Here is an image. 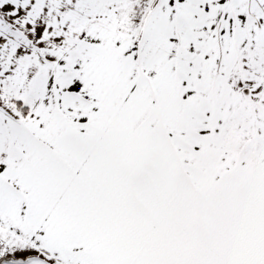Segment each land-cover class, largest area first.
Returning <instances> with one entry per match:
<instances>
[{"label":"snow or ice","instance_id":"snow-or-ice-1","mask_svg":"<svg viewBox=\"0 0 264 264\" xmlns=\"http://www.w3.org/2000/svg\"><path fill=\"white\" fill-rule=\"evenodd\" d=\"M0 264H264V0H0Z\"/></svg>","mask_w":264,"mask_h":264}]
</instances>
